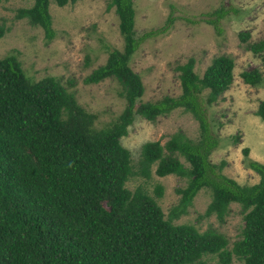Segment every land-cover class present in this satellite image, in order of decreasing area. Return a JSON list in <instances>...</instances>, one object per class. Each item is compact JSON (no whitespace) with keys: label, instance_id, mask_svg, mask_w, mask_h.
Instances as JSON below:
<instances>
[{"label":"trees","instance_id":"1","mask_svg":"<svg viewBox=\"0 0 264 264\" xmlns=\"http://www.w3.org/2000/svg\"><path fill=\"white\" fill-rule=\"evenodd\" d=\"M33 1L32 7L18 11V18L41 28L50 42L49 5L64 7L79 0ZM111 8L119 19L123 48H106V63L84 79L87 85L111 79L121 88L125 107L103 128L95 127L97 115L80 106L59 80L34 81L16 56L0 59V264H206L209 256H217L220 264H230L233 257L242 264H264V164L249 160L244 149L245 167L259 181L240 185L222 173L224 161L209 160L219 147L209 112L233 83V59L214 58L202 76L194 72L191 59L176 67L181 87L177 97L136 104L144 87L130 68L131 57L166 29L136 37L134 0H110ZM227 13L222 6L205 22L220 32L218 23ZM171 22L169 17L167 25ZM4 32L0 28V39ZM239 37L246 42L249 35ZM249 50L263 52L264 40L250 44ZM240 77L250 86L263 80L258 70ZM176 109L197 122L198 138L178 132L164 145L146 142L133 163L121 144L128 127L136 117L154 123ZM256 116L264 120V100ZM232 139L238 142V137ZM154 165L155 176L186 181L176 190L179 203L167 218L157 201L161 185L155 186V197L142 186L133 191L126 187L133 178L149 181ZM201 190L211 194L202 218L214 216L223 223L232 204L240 207L244 225L231 248L215 230L201 233L193 225L173 222L187 213Z\"/></svg>","mask_w":264,"mask_h":264},{"label":"rangeland","instance_id":"2","mask_svg":"<svg viewBox=\"0 0 264 264\" xmlns=\"http://www.w3.org/2000/svg\"><path fill=\"white\" fill-rule=\"evenodd\" d=\"M33 0H8L0 2V28L5 32L0 39V59L16 56L24 73L34 81L54 77L73 93L78 104L89 113L97 115L96 128H103L114 121L125 107L119 96L117 82L106 79L95 85L84 83L86 76L106 63L109 50H122L123 38L119 32V19L114 9H107L110 0H79L75 4L58 7L51 3L54 38L46 42L39 27L30 26L26 19L18 18L20 9L32 7ZM224 6L227 14L218 25L220 32L205 22L208 14ZM136 37L157 31L133 54L130 68L142 80L144 93L139 102H155L164 96L177 97L181 93L179 72L176 67L194 61V72L202 76L212 60L229 56L234 61L233 83L210 109L211 127L219 147L211 152L213 164L225 162L222 173L240 185L258 183L259 176L245 167L244 149L249 160L264 164V120L256 116L259 103L264 100V51L254 54L249 45L264 40V0H134ZM172 22L167 25L168 18ZM240 33L249 35L246 42ZM258 70L262 84H245L240 74ZM181 132L195 140L199 136L197 122L181 109L172 111L154 123L136 117L128 127V135L121 144L130 151L133 163L139 158L142 144L160 141L164 145L169 138ZM238 137V142L232 138ZM179 160L187 166L184 159ZM155 165L149 181L133 178L126 187L133 191L142 186L155 197L156 185L163 188L158 204L168 217L177 206L179 188L186 186L185 179L174 175L155 176ZM211 194L201 190L188 207L187 213L175 224H190L199 232L215 230L229 242L228 247L239 239L244 222L237 204L223 223L214 216L202 218ZM206 264H220L217 256L205 257ZM230 264H242L235 257Z\"/></svg>","mask_w":264,"mask_h":264}]
</instances>
